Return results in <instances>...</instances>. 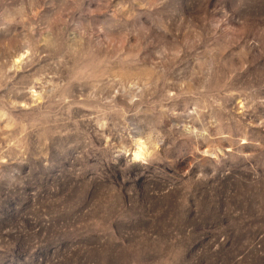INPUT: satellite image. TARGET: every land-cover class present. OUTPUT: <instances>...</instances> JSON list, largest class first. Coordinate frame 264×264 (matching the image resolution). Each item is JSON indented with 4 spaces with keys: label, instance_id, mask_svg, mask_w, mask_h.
<instances>
[{
    "label": "clouds",
    "instance_id": "1",
    "mask_svg": "<svg viewBox=\"0 0 264 264\" xmlns=\"http://www.w3.org/2000/svg\"><path fill=\"white\" fill-rule=\"evenodd\" d=\"M0 264H264V0H0Z\"/></svg>",
    "mask_w": 264,
    "mask_h": 264
},
{
    "label": "rangeland",
    "instance_id": "2",
    "mask_svg": "<svg viewBox=\"0 0 264 264\" xmlns=\"http://www.w3.org/2000/svg\"><path fill=\"white\" fill-rule=\"evenodd\" d=\"M93 6H95V5H93Z\"/></svg>",
    "mask_w": 264,
    "mask_h": 264
}]
</instances>
